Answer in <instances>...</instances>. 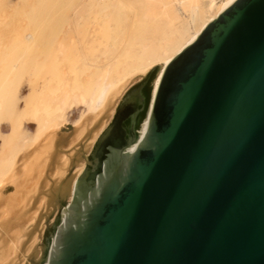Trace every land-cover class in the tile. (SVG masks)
<instances>
[{
  "label": "water",
  "instance_id": "1",
  "mask_svg": "<svg viewBox=\"0 0 264 264\" xmlns=\"http://www.w3.org/2000/svg\"><path fill=\"white\" fill-rule=\"evenodd\" d=\"M130 138L98 172L92 152L50 264H264V0H231L169 60Z\"/></svg>",
  "mask_w": 264,
  "mask_h": 264
},
{
  "label": "bare ground",
  "instance_id": "2",
  "mask_svg": "<svg viewBox=\"0 0 264 264\" xmlns=\"http://www.w3.org/2000/svg\"><path fill=\"white\" fill-rule=\"evenodd\" d=\"M230 2L0 0V264H23L35 251L43 213L75 195L84 161L67 174L78 143L91 134L93 145L107 122L95 123L127 82L159 66L134 150L167 63ZM68 124L73 135L60 151Z\"/></svg>",
  "mask_w": 264,
  "mask_h": 264
},
{
  "label": "rangeland",
  "instance_id": "3",
  "mask_svg": "<svg viewBox=\"0 0 264 264\" xmlns=\"http://www.w3.org/2000/svg\"><path fill=\"white\" fill-rule=\"evenodd\" d=\"M159 68H160L159 66H156L155 68L151 69L149 72H147L144 75H141L140 73L135 74V76L133 78H131L132 80L130 79L129 82H127L128 84L125 86L127 88L123 89L122 93L119 95L118 98H115V100L113 99L114 102H112L109 109L105 112V114L103 116H101V118H99L100 120H98V122L95 123L96 127H98L102 122L104 123L105 120H106L105 123L107 122L108 124L107 123L105 124L106 127L104 126V128L102 129V131L98 135L99 137L96 138L93 145H91L90 147L88 145V143L90 141V135H91V134H89L85 138V141L83 140V141L79 142L76 149L74 150V154H73L74 159L72 158V163L69 167L70 173L68 172V174H67L68 175L67 178L69 180L74 175L73 172H75V169L77 167L76 164L78 165L80 162L84 161L85 167L88 166L87 162H88V160H91V154L94 150V147L96 146L97 140L100 138V136H102L104 130H106V128H108V126L112 122L122 100L131 90H133L137 86L141 85L139 87V90L141 88H143L145 96L147 97V99L149 101L150 96H151V93H150L151 92V86H152L153 80H154ZM25 88L26 89L23 91V94L27 93V87H25ZM82 111H83V107L75 108L74 111L72 113H70V115L68 116L69 122H73L75 119H77L80 116V114L82 113ZM139 127H140V125H139ZM29 130L32 131L33 127ZM71 130L72 129L69 128V124H68L66 126V128L63 129L62 132H60L62 137H64L63 135H67L64 137V139L62 141L64 144L61 142L63 145L62 144L59 145L60 151H63L66 149L65 147L67 145V142H69L68 140H70L72 135H73V134H71L72 133ZM66 204H68V196L62 197V200H61V198L58 199L57 202L54 204V206L48 210L49 212L47 211V213L46 212L43 213V216H42L43 218L41 220V222L43 223V228H42L43 232H41V236L39 238L40 241H38V243H37L38 245L36 244V247L34 248L35 251H33V253H31L33 256L30 254L28 259L25 260V262H24L25 264H42V261L44 260L46 252H47V245L51 240L52 234L54 233L55 225L58 223L60 218H62V216H63V213H64L63 207H65ZM68 206H69V204H68ZM34 252H36L35 255H34ZM46 258H47V255H46Z\"/></svg>",
  "mask_w": 264,
  "mask_h": 264
},
{
  "label": "flooded vegetation",
  "instance_id": "4",
  "mask_svg": "<svg viewBox=\"0 0 264 264\" xmlns=\"http://www.w3.org/2000/svg\"><path fill=\"white\" fill-rule=\"evenodd\" d=\"M140 86L131 90L124 97L112 122L102 134L100 143L94 147L93 152L98 158L97 168L94 169V172H98L101 164L108 160L111 148L128 147L131 143L132 132L138 133L139 123L149 102L143 88L139 90ZM91 175L94 176V173Z\"/></svg>",
  "mask_w": 264,
  "mask_h": 264
}]
</instances>
